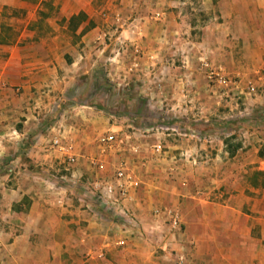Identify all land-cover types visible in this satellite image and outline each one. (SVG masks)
Returning a JSON list of instances; mask_svg holds the SVG:
<instances>
[{
	"label": "crops",
	"instance_id": "1",
	"mask_svg": "<svg viewBox=\"0 0 264 264\" xmlns=\"http://www.w3.org/2000/svg\"><path fill=\"white\" fill-rule=\"evenodd\" d=\"M81 1L66 0L73 6ZM231 1H238L239 7L244 0ZM258 1L264 20V0ZM23 4L22 0H0V159L5 157L13 165L8 166L13 170L10 176H0V264H179L180 256L182 264H264V128L243 126L244 138L236 139L239 142L230 154L227 133L232 137L235 130L229 122L216 123V92L203 70L197 64L192 72L167 77L164 96L177 103L165 104L163 111L190 113L189 126L207 139H174L167 133L157 141L163 145L159 157L152 153L155 142L144 148L142 159L160 158L163 176L173 177L180 185L158 192L151 178L162 175H152L151 163L146 161L142 172H137L140 166L132 167L135 179L146 182L138 191L129 188V208L138 215L141 231L122 232L121 220L105 215L109 208L96 199L90 183L110 182V164L116 160V155H110L109 163L108 155H99L98 138L126 131L99 114L87 117L85 111L71 108L42 112L50 104L42 106L48 97L43 87L56 78L61 61L56 64L48 56L28 54L23 33L15 41L4 38L6 10L18 15ZM218 55L213 66L233 71L240 85L252 84L260 91L256 99L247 98L242 89H234L233 95L244 93L251 111L263 112L264 61L236 63L227 50ZM45 117L52 123L45 122ZM54 127H63L64 151L49 144ZM26 138L31 145L23 157L20 147ZM139 145L143 147L141 141ZM71 155L76 163L68 167ZM93 159L104 162L103 171L95 168ZM8 179L10 185L4 183ZM165 201L173 204L161 209ZM157 203L161 208H156ZM155 210L157 214L152 215ZM171 215L178 218V231H170ZM117 242L124 245L116 246Z\"/></svg>",
	"mask_w": 264,
	"mask_h": 264
},
{
	"label": "rangeland",
	"instance_id": "2",
	"mask_svg": "<svg viewBox=\"0 0 264 264\" xmlns=\"http://www.w3.org/2000/svg\"><path fill=\"white\" fill-rule=\"evenodd\" d=\"M22 1L24 4L18 15L4 8V38L15 41L23 33L28 54L48 56L56 64L61 61L56 78L49 79L47 86L43 87L48 97L42 100V106L50 104L44 109L38 105L42 112L58 113V110L71 108L85 111L89 114L87 117L99 114L126 132H130V128L136 130L137 142L140 144L141 141L143 146L139 157L126 151H108L105 155H108L107 160L116 155L113 166L110 164L112 172L117 163L124 160L129 174L135 178L137 173L132 171V167L140 166L137 172H142L148 161L154 172L152 175L157 172L162 175L151 178L156 191L160 192L169 186L179 188L176 179L163 176L165 172L161 170L162 167L159 168L160 158H154L159 155L152 152L155 155L152 160L142 159L141 156L144 148L161 141L162 134L169 133L174 139L197 142L207 139L206 135H200L189 126L192 120L190 113L163 111L165 104L173 106L177 103V99L164 96L165 79L179 72H192L197 64L216 92V100L213 99L215 108L219 110L215 117L216 123L229 122L233 126L231 129L235 130L232 137L227 133L228 149L235 148L239 142L236 139L244 138L243 126L264 128V111H251L253 106L243 100L246 86L240 85V77L233 71L212 65V60L217 62L218 54L223 50L230 51L231 59L236 63L254 65L264 61L263 8L259 6L258 0L240 1L239 7L238 1L231 0H82L74 6L66 0ZM243 9L247 10L246 13L239 11ZM71 11L77 12L73 15L82 13L85 18L78 25H74L78 20L70 24L69 19L73 16L69 15ZM15 28L18 29L16 33L13 31ZM72 63L76 64L70 66ZM210 72L222 74L231 81L236 80L244 93L233 95V88L209 79ZM187 86L191 87V83ZM255 89L256 92L247 94V98L256 99L260 95V91ZM52 97H56L53 103L50 101ZM224 111L226 114H222ZM49 118L45 117V122H51ZM64 120L71 119L65 117ZM167 121L173 123L170 126L173 130H156L157 126ZM20 122L18 124L21 125ZM251 128L248 129L250 132ZM27 138L20 147L24 150L23 157L28 153V145H31ZM6 160L5 157L0 159V176L6 173L5 169L9 165L13 166ZM155 168H159V171H155ZM138 180L141 183L139 181L135 189L137 191L146 184L141 178ZM4 183L10 185L11 181L8 179ZM129 202L124 203L125 210L138 219V215L129 208L132 197ZM172 204L171 201H165L164 208H161L160 203L156 204V208L166 209ZM157 211H153L152 215H156ZM105 212L107 217L121 220L124 226L122 232L133 228L122 218L121 213L110 208Z\"/></svg>",
	"mask_w": 264,
	"mask_h": 264
},
{
	"label": "built area",
	"instance_id": "3",
	"mask_svg": "<svg viewBox=\"0 0 264 264\" xmlns=\"http://www.w3.org/2000/svg\"><path fill=\"white\" fill-rule=\"evenodd\" d=\"M208 78L212 81H216L220 85H224L225 87L229 86L233 89H239V83L235 80L231 81L227 79L226 76L216 73L210 72ZM256 92L254 85L248 84L245 88L246 94H253ZM130 132H126V134L119 133H107L98 138V143L100 145V156H105V154L110 150L118 149L120 151H127L133 156H138L141 153V147L138 144L136 130L130 128ZM158 129V130H157ZM157 131H169L173 130L170 127L165 126H157ZM63 127L52 128L50 131V139L49 144L52 149L57 151H64L63 146ZM152 151L155 155H161L163 152V147L161 143H156L152 147ZM102 159V158H101ZM76 163V157L71 155L67 158L66 164L68 167H72ZM93 165L98 171L104 170V162L93 159ZM12 168H7L6 175L10 176L12 173ZM113 176L110 182L105 184H101L100 181L96 183L91 182L90 186L92 190L96 193V199L103 204L104 206L110 208L114 212L121 213L122 218L126 220V222L130 223L135 230H139V224L136 220V217L133 214H128L125 210L124 203L131 201V197L129 196V188L136 189L139 186V182L133 178L128 172L127 162L119 161L112 172ZM64 180V178H61ZM91 189V188H90ZM170 215V213H169ZM180 228L178 218L171 215L170 217V231L175 232ZM117 246L122 245V242H117ZM177 261L179 264L183 263V257H178Z\"/></svg>",
	"mask_w": 264,
	"mask_h": 264
},
{
	"label": "trees",
	"instance_id": "4",
	"mask_svg": "<svg viewBox=\"0 0 264 264\" xmlns=\"http://www.w3.org/2000/svg\"><path fill=\"white\" fill-rule=\"evenodd\" d=\"M85 18L84 14L79 13L77 15H73L70 19H69V23L71 24L72 22L74 23L75 20H78V23L74 25H78L80 21H82ZM173 123H170L169 121L166 122V124L162 125L165 127H170L172 126ZM194 131V130H193ZM236 148V147H235ZM235 148H232V150H234ZM230 150V149H229ZM230 154H232V151L230 150Z\"/></svg>",
	"mask_w": 264,
	"mask_h": 264
}]
</instances>
